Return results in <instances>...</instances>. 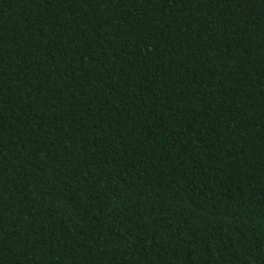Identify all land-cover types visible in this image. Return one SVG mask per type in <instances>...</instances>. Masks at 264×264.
<instances>
[{"label": "trees", "instance_id": "obj_1", "mask_svg": "<svg viewBox=\"0 0 264 264\" xmlns=\"http://www.w3.org/2000/svg\"><path fill=\"white\" fill-rule=\"evenodd\" d=\"M0 264H264V0H0Z\"/></svg>", "mask_w": 264, "mask_h": 264}]
</instances>
